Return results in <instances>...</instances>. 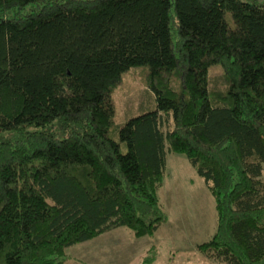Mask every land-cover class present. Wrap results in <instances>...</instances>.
I'll list each match as a JSON object with an SVG mask.
<instances>
[{
	"label": "trees",
	"instance_id": "trees-1",
	"mask_svg": "<svg viewBox=\"0 0 264 264\" xmlns=\"http://www.w3.org/2000/svg\"><path fill=\"white\" fill-rule=\"evenodd\" d=\"M133 66L155 105L115 123ZM166 150L213 199L196 249L264 264V0H0V264H63L116 226L151 234Z\"/></svg>",
	"mask_w": 264,
	"mask_h": 264
},
{
	"label": "rangeland",
	"instance_id": "rangeland-1",
	"mask_svg": "<svg viewBox=\"0 0 264 264\" xmlns=\"http://www.w3.org/2000/svg\"><path fill=\"white\" fill-rule=\"evenodd\" d=\"M143 73L138 66L121 73L111 92L115 123L154 107V93L144 84ZM207 76L212 90L223 88L220 66H209ZM156 194L166 218L151 234L134 236L125 226L110 228L65 247L63 264H223L195 247L214 229V203L183 154L165 151L164 176Z\"/></svg>",
	"mask_w": 264,
	"mask_h": 264
}]
</instances>
